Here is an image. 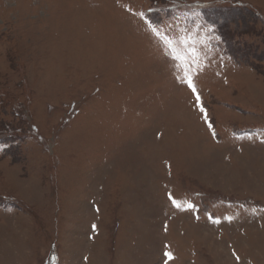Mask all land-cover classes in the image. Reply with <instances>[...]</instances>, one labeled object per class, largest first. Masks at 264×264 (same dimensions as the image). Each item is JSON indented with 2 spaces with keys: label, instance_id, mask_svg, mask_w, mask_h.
I'll return each mask as SVG.
<instances>
[{
  "label": "rangeland",
  "instance_id": "374dc122",
  "mask_svg": "<svg viewBox=\"0 0 264 264\" xmlns=\"http://www.w3.org/2000/svg\"><path fill=\"white\" fill-rule=\"evenodd\" d=\"M0 264H264V0H0Z\"/></svg>",
  "mask_w": 264,
  "mask_h": 264
},
{
  "label": "snow or ice",
  "instance_id": "6c2138e0",
  "mask_svg": "<svg viewBox=\"0 0 264 264\" xmlns=\"http://www.w3.org/2000/svg\"><path fill=\"white\" fill-rule=\"evenodd\" d=\"M151 26V25H150ZM152 31L156 33L157 36H160V33L157 28H152ZM167 46L169 47L173 59L179 60L182 63H187L189 58L192 59L193 63L198 61V52L197 50L191 46V38L190 37H184L179 41L180 45H183L184 51L181 52L180 49L177 46V43L169 40L167 38H164ZM189 86L192 88L193 92L196 91L195 86L192 84L191 80H189ZM197 101H199V96L197 95ZM201 111H204L203 108H201ZM173 204L176 205L177 207H181L177 201L173 200ZM189 208L193 207L192 205H188ZM169 259L172 258L171 253L166 254Z\"/></svg>",
  "mask_w": 264,
  "mask_h": 264
}]
</instances>
